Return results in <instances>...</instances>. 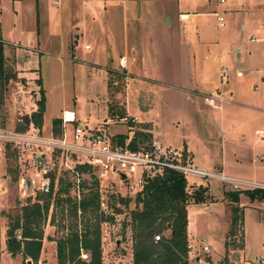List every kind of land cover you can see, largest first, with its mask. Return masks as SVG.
Segmentation results:
<instances>
[{"label": "rangeland", "instance_id": "374dc122", "mask_svg": "<svg viewBox=\"0 0 264 264\" xmlns=\"http://www.w3.org/2000/svg\"><path fill=\"white\" fill-rule=\"evenodd\" d=\"M91 1H95L96 5L91 7ZM209 1L212 7L218 3V0ZM97 2L99 0H0L3 68L6 75L14 76L5 84H0V127L9 131L23 127L22 117L36 110L41 89L44 109L40 129L45 135L50 133L53 119H58L63 111H71L77 123L87 129L98 126L105 128L109 137L126 135L128 139L137 131H144L150 135L147 143L153 139L176 150L184 139L205 140V147L210 154L206 162L220 168L219 124L213 121L214 117L205 116L207 110L201 106L199 98L195 99L196 104L184 100L182 88H198L197 83L187 75H192L194 65L188 61L187 50L183 53L177 46L173 31H166L162 37L154 25L156 20L157 25H160L157 10L160 2L154 0L153 5H146V9H143L138 1L139 5L132 11L137 15L128 11L126 18L121 14L122 3L114 5L108 2L103 5ZM228 3L229 1L217 4L221 7L217 11L218 16L228 30L224 41H231L238 34L226 23ZM223 8L226 11H222ZM207 10L200 18L204 27L211 34L216 30L221 32L222 29L215 25V18ZM147 19L152 21L153 27L147 23L146 26L143 25ZM144 27H149L150 30L145 31ZM162 41L164 42L159 44ZM144 42V50L148 52L145 64L148 70L134 74L129 63H132L131 67L134 66V57L138 54L135 48ZM122 44L127 46V50L130 49L127 52L128 57L126 55L127 63L122 62ZM152 47L161 51L157 61L152 56ZM183 54L187 58L186 67ZM152 77H160L168 85L152 83ZM221 89L224 91L226 86ZM209 106L216 109L214 104ZM131 118L135 119L133 123L130 122ZM152 124L156 126L154 130ZM249 124L245 137L248 139L245 140L247 144L233 143L230 134L226 131L222 134L226 157L230 163L226 168L228 175H248L252 170L250 161L253 158H261L263 161L260 152L263 144L254 135L255 131L262 130L261 125ZM142 125L146 129L140 130ZM254 142L259 143L254 146ZM241 149L250 160L245 161V166L239 165L237 169L238 164L233 162L230 152ZM196 154L197 152L193 155L195 158ZM42 158L52 168L49 175L53 178V185L57 184L59 178L66 179L68 183L73 181L71 174L65 172L63 166L59 167L54 159L50 161L45 156ZM20 160L23 161L22 164L18 163L17 155L10 150L0 157V264H25L19 254L10 257L6 252L9 220L4 216H14L21 206L34 202L40 194L36 190L40 182L39 169L35 168L29 154L20 157ZM193 164L197 166L195 162ZM20 178L32 180L35 187L33 191L23 192V187L18 186ZM87 179L88 175H82L79 183L82 181L88 186L91 179ZM190 180L188 178L185 185L188 197L194 191L191 188L196 186ZM207 181L210 189L218 187L221 191L219 182ZM81 192H85L84 188ZM227 192L230 191L227 189ZM73 195L72 190H69V196L74 197ZM124 197L131 199L127 207H123L116 198L110 197L107 214L104 216L111 217V220L100 224L103 264L131 263L129 211L133 208V196ZM75 199L79 197L75 196ZM244 199L240 204L237 202L241 213L243 212L242 226H237L233 237L237 244L239 236L242 235V248L239 251L228 247L226 264H257V259L264 260V200L250 203L247 198ZM190 203L191 200H188V205ZM215 203L216 206L209 210L205 207L209 203H197L195 206L199 208L196 212L189 207L186 213L188 233L199 241L200 249L197 241L192 244L191 252L188 250L187 254L188 264H218L225 256L223 243L229 242L227 234L230 205L225 206L224 216H221L223 204L219 201ZM52 212L53 208L49 207L46 219L41 224L42 254L36 264H55V245L53 241H47V238L54 240L66 234V230L59 226L66 225L69 221L65 212H56L51 225ZM99 212L102 213L101 210ZM189 224L193 232H190ZM158 235L160 238L167 237L168 232L163 231ZM203 246L208 247V253L202 251Z\"/></svg>", "mask_w": 264, "mask_h": 264}, {"label": "crops", "instance_id": "0c3cea01", "mask_svg": "<svg viewBox=\"0 0 264 264\" xmlns=\"http://www.w3.org/2000/svg\"><path fill=\"white\" fill-rule=\"evenodd\" d=\"M138 1L141 2L142 8L146 9V5H153L152 2L154 0H104L103 2L102 0H99L97 3L103 5L108 2L114 5L122 3L120 7L121 14L126 18L128 11L133 14L132 11L139 5ZM158 1L160 2L157 5L159 15L158 22H160V25H157V20L154 25L157 26L156 28L158 32H161L160 35H162V37L165 36L164 33L166 31H173L175 38L177 39V46L183 53L187 50L188 61L194 65V71L192 70L191 72L192 75L190 76L188 73L187 75L190 80L197 83L198 88H182L181 92L184 94V100L190 104L191 101H193V104H196L195 99L197 100V98H199L201 100V106L205 108L204 110H207V112H205V116H207V118H209V116L210 118L214 117L213 121H217L219 124L221 135V137H219L220 168H216L213 164L211 165L206 162L209 160L208 157L210 154L208 149L205 147V140L200 141L196 138H193L192 140L184 139L181 141V146L178 150L188 156L191 159L192 164L195 162L197 164V166L193 164L195 167L206 172L222 173L225 176L227 175L238 179H248L264 184V142L260 141L261 144H263L261 145L262 147H260L263 161L260 160L261 158H257V160L253 158L252 161H250L252 164V170L248 173V175H241L238 177L226 174V168L230 163L226 157V150L224 148L225 141L222 139V134L226 131L231 135L233 143L239 144L241 142L242 144H247L245 140L248 141V139L245 137L247 131L249 130V123H259L258 125H261L262 129L260 132L264 133V0H223V3H220V0H218L219 4H225L229 1L226 7V10H228L226 11L223 8L222 11L227 12V26H229V28L233 27L234 31L238 32L237 36L235 35L234 39L231 41L223 40L227 35L228 30L223 24L222 26H219L218 24L216 15H218L217 11H220L221 9V7L217 5L218 3L212 7L209 0ZM94 2L95 1H91V7H93V4L96 5ZM206 9H208L207 11L210 13V16L215 18V25L217 28L222 29L221 32L216 30L211 34L207 28L204 27L200 18L206 14L204 12ZM133 15L137 14L134 13ZM231 22L234 24L231 25ZM146 23L150 27H153L152 21L147 19L146 22H143V25L146 26ZM144 28L145 31L150 30H148L149 27ZM194 35L196 36L194 37ZM246 35L249 36L247 37ZM126 38L127 36H125L124 39ZM170 39L172 40V36ZM185 39H187V41H184ZM163 42L164 41L159 44ZM144 45H146V42H144V44L141 43L137 48H135L137 49L138 54H136V56L133 55L135 56L134 66L131 67L132 63H129V66L132 68L134 74H137L138 71L145 73V71L148 70L145 65L148 59V52L144 50ZM128 50L127 46L122 44V57L124 56L122 62L124 63L128 62ZM160 53L161 51L154 50L152 47V56L154 57V61L159 59ZM183 56L185 57L183 61L185 60L186 67L187 58L186 55L183 54ZM222 67H225L228 70V76L226 82L223 85H219L218 72ZM123 70L126 69L124 68ZM125 72L128 74L127 70ZM150 79L152 83L157 85H168L165 83V80L160 77H152ZM225 86L226 89L223 91L221 88ZM218 93H220V102L213 97H209V94L217 95ZM209 104H214L218 107H216V109H212ZM217 118L218 120H215ZM151 127L153 128L152 130L156 128L153 124ZM257 143L259 142H254V146H256L255 144ZM196 152L197 154L195 158L193 155ZM230 157L236 165L238 164L237 169L239 168V165L245 166V161L248 162L250 160L247 158V154H245V152L243 153L242 149L238 152H230ZM207 180L208 179L191 178L190 182L195 183L196 186L193 188L201 187L204 189V200L202 203L210 204L207 206L205 205L208 210L209 208L216 206L215 202L217 201L223 204L221 205L223 206L221 216H224L225 206L233 205L228 202L224 196L225 193H227L228 188L219 184L221 191L218 190V187L210 189L209 182ZM213 182L218 183L216 181ZM193 188L191 189L193 190ZM244 197L247 198L244 194H240L238 196L239 204ZM263 200L248 201L253 203L255 201L260 202ZM195 205L196 204H193L192 202L187 205L186 213L189 207H192L194 209L193 212H196L199 207ZM189 228L190 232H193L190 224ZM186 236L188 246L190 247L192 244L194 245V242H199L188 233L187 224ZM41 254L42 252L40 250L39 256H41Z\"/></svg>", "mask_w": 264, "mask_h": 264}, {"label": "trees", "instance_id": "16d2710c", "mask_svg": "<svg viewBox=\"0 0 264 264\" xmlns=\"http://www.w3.org/2000/svg\"><path fill=\"white\" fill-rule=\"evenodd\" d=\"M4 44L0 39V84H5L13 75H6L3 68ZM44 109L43 91L39 90V100L36 102V110L28 116H23L24 126L16 130H23L29 121L36 127H41ZM59 119L51 122L53 135L59 133ZM146 126L142 125L140 130ZM150 135L144 131H137L132 137L129 148L137 150L145 149ZM126 135H117L118 144H123ZM75 170L86 173L87 167L77 166ZM50 187L53 186L51 177ZM186 181L175 171H164L161 175L150 179L142 190L132 199L133 208L129 211V227L131 232V263L130 264H188L187 239H186V206L188 200L193 204L202 203L204 189L194 188L188 197L186 193ZM85 192L80 193L79 199L69 196L70 184L66 179H58L54 191L42 195L32 203H26L17 210L14 216L5 215L9 220L5 249L10 257L20 255L24 263L29 260L36 264L43 239L41 224L45 221L49 207L53 208L50 224L53 225V215L65 212L66 225H59L66 230L64 236L57 239L47 238L55 245V264H103L101 259L100 224L111 220L105 217L98 209V192L91 181L88 186L82 183ZM244 194L249 201L263 200L264 191L253 190L249 192H227L225 197L232 203L229 207V226L227 239L224 241V258L218 264H226L227 248L240 250L242 248V235L237 244L233 240L237 226H242L241 209L237 206L238 196ZM123 207L131 202L130 197H118L113 195ZM167 231V237H161L153 242V236ZM18 232L19 239L16 238ZM84 256V257H82Z\"/></svg>", "mask_w": 264, "mask_h": 264}, {"label": "built area", "instance_id": "2783aa9c", "mask_svg": "<svg viewBox=\"0 0 264 264\" xmlns=\"http://www.w3.org/2000/svg\"><path fill=\"white\" fill-rule=\"evenodd\" d=\"M220 3H223V0H220ZM216 18L219 26H222V18L218 15ZM227 76L228 70L222 67L218 72L219 85L226 82ZM219 94H209V97L220 102ZM59 120V133L56 135L51 131L48 135L43 134L41 127L34 126L30 121L23 130L9 131L0 127V157L10 150L17 155L18 163L22 164L20 157L29 154L35 168L39 169L40 182L36 190L42 195L54 191L56 187V184L50 187L49 173L52 168L48 167L49 163L43 161L44 156L50 161L54 159L59 167L63 166L64 171L71 174L73 181L69 183L70 190L77 198L83 188V182L79 183L80 176L88 175L87 180L91 179L96 186L98 209L103 215L107 214L110 197L134 196L142 190L148 180L167 170L179 173L185 181L188 178L214 180L227 187L230 192L264 191L263 183L199 169L182 151L165 147L157 140L152 139L145 149L132 150L129 148L132 137L126 139L123 144H118L116 138L107 135L105 128L98 126L87 129L77 123L71 111H63ZM134 120L131 118L130 122L133 123ZM254 135L264 142V133L255 131ZM77 166L87 167V172H77L75 170ZM18 186L23 187V192L33 191L35 188L32 180L24 178L18 180ZM16 238L19 239L17 232ZM159 240L158 234L153 236V242ZM187 249L190 251L191 247L187 246ZM202 251L208 253V247L203 246ZM256 263L264 264V260L257 259Z\"/></svg>", "mask_w": 264, "mask_h": 264}, {"label": "water", "instance_id": "95a60500", "mask_svg": "<svg viewBox=\"0 0 264 264\" xmlns=\"http://www.w3.org/2000/svg\"><path fill=\"white\" fill-rule=\"evenodd\" d=\"M28 183H29V182L27 181V182H26V185H28ZM25 264H31V263H30L29 260H27V261L25 262Z\"/></svg>", "mask_w": 264, "mask_h": 264}]
</instances>
